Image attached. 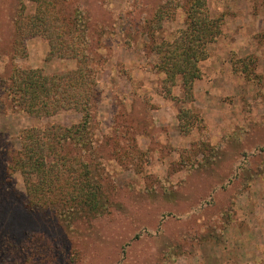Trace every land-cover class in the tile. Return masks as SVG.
<instances>
[{
    "label": "rangeland",
    "instance_id": "1",
    "mask_svg": "<svg viewBox=\"0 0 264 264\" xmlns=\"http://www.w3.org/2000/svg\"><path fill=\"white\" fill-rule=\"evenodd\" d=\"M171 1L0 0V75L12 66L45 75L77 66L49 57L42 35L14 44L16 17L26 22L41 4L87 20L100 61L91 134L105 148L102 169L86 160L107 206L69 225L24 210L29 198L13 165L21 132L68 128L82 116L32 118L0 86V264H264V0H206L220 34L190 95L179 80L168 94L154 68L152 41L184 28V11ZM157 14L160 28L149 29ZM181 113L190 130L180 128Z\"/></svg>",
    "mask_w": 264,
    "mask_h": 264
},
{
    "label": "trees",
    "instance_id": "2",
    "mask_svg": "<svg viewBox=\"0 0 264 264\" xmlns=\"http://www.w3.org/2000/svg\"><path fill=\"white\" fill-rule=\"evenodd\" d=\"M175 2L174 7L184 11V28L171 41H152L151 50L157 57L155 70L165 76L163 86L167 93L170 94L179 80L184 94L190 95L195 81L201 77L199 63L207 58V46L220 34V23L210 16L206 0ZM41 7L40 4L26 22L23 20L26 17H16L18 33L14 44L22 47L26 39L42 35L48 44L49 57L73 59L77 62L76 68L45 75L41 70L12 66L8 74L0 75V86L5 88L13 105L32 118H50L60 111H75L81 114L82 120L68 128L51 125L23 130L19 136L20 151L13 158V165L26 186L29 200L23 205L25 211H50L66 225L77 219L90 222L107 210L101 186L90 177L86 160H92L97 170L102 169L101 150L105 147L95 145L91 134L100 100L97 42L88 38L87 20L81 14L62 19ZM162 20L163 16H154L149 29H159ZM188 116L189 113H181L177 117L180 123L185 121L180 125L182 131L189 129ZM70 145L79 153L67 155L65 149ZM86 152L90 154L88 157Z\"/></svg>",
    "mask_w": 264,
    "mask_h": 264
}]
</instances>
